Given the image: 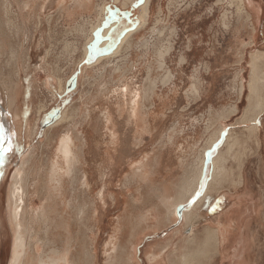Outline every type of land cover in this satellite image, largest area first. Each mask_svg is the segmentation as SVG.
Returning <instances> with one entry per match:
<instances>
[{
  "label": "rangeland",
  "instance_id": "rangeland-1",
  "mask_svg": "<svg viewBox=\"0 0 264 264\" xmlns=\"http://www.w3.org/2000/svg\"><path fill=\"white\" fill-rule=\"evenodd\" d=\"M93 1L97 9L103 8L101 20L97 19L95 13L90 17L93 8L90 6L92 2H89L88 6L92 9L80 12H87V16L82 21L77 17L75 23L68 25L61 20V15H58L53 5L56 0H53L46 10L41 32L33 33L36 26L32 20L31 26L27 27L30 30L25 29V33L31 35L30 44L33 34L35 40L31 48L27 47L30 59L21 62V81L26 90L23 129L14 137L11 157L0 180V264H9L12 246L6 206L9 186L17 169L26 162L31 163L34 174L30 178L33 186L27 194L25 218L29 221L32 216L35 217V226H38L32 231V241L36 244L39 239L40 243L45 244L41 243L44 246L34 250L42 253L53 248L51 246L58 249L60 237L53 233L45 237L42 218L36 216L44 203L46 186L49 187L45 171L52 161L61 162L55 154L56 141L66 133L72 134L77 147L81 149L82 146L84 150L80 158L81 166L76 168L79 174L76 177L82 174L87 176L91 193L89 197L80 187L77 189L75 184L69 183L66 186V198L69 201L75 198L78 205L85 206L89 211L94 205L93 216H97L96 222L87 219V215L82 220L74 218L75 222L70 219L74 224L73 236L77 234L69 243L74 257L73 264H108V258L114 253L110 246L112 230L123 206L127 204L128 196L132 204L138 193L141 197L151 193L147 184L138 185L132 179L135 166L144 158L150 156L154 158L153 161L156 159L170 164L174 157L191 153L195 159L204 144L215 139L210 151L204 154L205 177L198 186L202 189L201 185L208 177L210 161L224 143L237 141L238 145L232 147L237 148L236 153L240 152L239 158L245 159L253 152L248 150L250 140H258L262 147L258 150L259 156L264 157V88L258 96L251 94L248 89L252 56L257 57V81L264 83V37L259 34L254 38L250 36L257 22L238 16L237 7L230 0H151L149 21L140 31L130 36L127 46L114 55L121 38L140 25L138 14L146 0H142V3L141 0H133L126 7L115 0ZM253 1L262 6L263 12L264 0ZM113 7L121 11L131 10L130 19H111L105 9ZM261 24L264 26V16ZM90 26L95 27L92 32ZM89 37L90 41L87 40ZM15 45L21 50L18 42ZM90 45L94 46V58L86 63ZM83 47H87V50L82 58ZM168 47L169 54L164 57L157 55L158 50L164 51ZM2 65H6L4 61ZM12 68H3L4 75L7 76ZM168 76L170 80L166 81L165 77ZM48 77L54 79L52 92L44 85L45 81L48 83ZM152 80L156 83V94L162 98L155 102L144 98V90L151 85L149 81ZM58 81L63 84L60 93L56 87ZM28 84L34 88H29ZM258 86L262 87L260 84ZM120 87L125 89L124 98L119 95ZM257 97L262 100V112L254 122L244 121V117L252 119L257 113ZM137 102H140L139 108L144 110L143 113L150 110V115L141 142L135 145L131 113ZM120 103L124 104L123 113L118 116L116 109ZM64 113L66 117L62 120ZM107 113L114 120V126L109 127L118 138L117 152H114L115 165L111 172L100 165L105 149L112 147L109 143L111 132L105 128L108 126L105 123ZM28 120L31 127L27 133ZM60 120L62 122L57 123ZM255 124L258 127L257 139L251 133L254 130L252 125ZM230 150L229 153L235 152L234 149ZM3 173L1 171V175ZM124 176H128L126 183L123 181ZM100 190L104 192L102 198L98 195ZM202 195L195 193L191 202L179 210L178 223L171 229L153 233L147 231L141 235L134 251V264L183 263L176 262L181 249L194 251L196 248L195 244L185 242L184 238L193 237L198 242L202 238L203 224L200 219L205 215V206L201 207L200 203ZM216 202H219V197L214 193L210 203ZM256 208L261 211L264 206ZM185 213L191 215L189 224L185 222ZM72 216L75 217L74 214ZM184 224L187 228L193 224L194 233L191 237L183 233ZM166 242L172 245L171 256L168 258L170 262H148L149 249ZM257 246L260 249L254 247L252 256L248 258L253 260V254L258 253L259 260L258 257L255 261L240 260V264H264V239L259 238ZM36 251H33L34 257ZM216 253V248H212L211 244L209 259L205 256L202 261L201 254H192L191 263L183 264H232L216 261ZM124 255L127 253L119 249L113 264L122 262Z\"/></svg>",
  "mask_w": 264,
  "mask_h": 264
},
{
  "label": "bare ground",
  "instance_id": "bare-ground-1",
  "mask_svg": "<svg viewBox=\"0 0 264 264\" xmlns=\"http://www.w3.org/2000/svg\"><path fill=\"white\" fill-rule=\"evenodd\" d=\"M52 1L53 0H0V19H1L0 20V54L2 52L9 51L10 67L11 68L13 67L12 68L13 70L11 71L12 77L10 76L12 78L11 80L4 79L6 77L3 78L0 74V125H3L7 134H11L14 132L15 135L18 136L23 129L22 120H23V112H24L23 107L26 105V102L24 100V97L26 96V90L24 89L25 86L22 84L21 81L22 80L21 74H23L21 72L22 71L21 69L23 67L21 62L25 63L27 62L26 60L30 59L29 49L27 47L29 46V48H31V45L33 46V41L35 40L34 34L38 31L41 32L40 29L43 27V21L45 19L46 10L48 6H50ZM132 1L133 0H115L116 3H120L122 4L121 6L124 7L128 6V4H130ZM230 1H232L234 5H236L237 15L240 17L244 16L247 21H249L251 17L252 18L254 16L256 17L259 13V7L255 5V2L253 0H230ZM89 2H91V0H56L55 4L53 5L56 6V9L58 10V15H61L62 17L61 20L64 23L71 25L72 23H75L81 11H87L88 9L91 8L90 6L92 5L88 6ZM151 13H152L151 0H146L144 4L141 6L138 14L140 25H138L133 32L132 31L127 32L121 38L119 44L117 45V47L113 52L114 55L118 54L123 49V47L129 44L128 43L129 38L134 32L136 33V31L137 32L140 31L146 25V23L150 19ZM102 14H103V8L100 7L97 9L96 7V16H98L97 18L98 20L102 19ZM13 17L16 20L15 22ZM31 20L33 23H35L34 26H36V29L33 32L34 34H33L32 42L30 44L29 36L31 35H28V33L26 34L25 29H29L27 27L31 22ZM76 27H78V25ZM94 28L95 27L93 26L90 32H92ZM254 34H255V29L253 28L250 34L251 38L255 37ZM40 38H42V35ZM87 40L90 41V37ZM15 42L16 44L17 42L18 44H20L21 50L17 49V45H15ZM86 48L83 47L82 49V58L86 54V50H87ZM169 48L170 47L166 48L164 51L158 50L157 55H161L164 57V55L168 53ZM22 49L24 50L22 51ZM262 58L264 60L263 56ZM99 62L100 61L96 63ZM256 62H257V57L252 56L249 65L251 68V72H250V81L248 82V89L250 90L251 94H255L258 96L260 95L261 92H263L264 83L261 81H257V68L255 67ZM24 71H26V69ZM115 72L118 71L115 70ZM169 76L165 77V80L166 79L168 80L170 78ZM153 80L149 81L151 85L145 88L144 98L151 100L152 102H155L156 99L161 100L162 98L161 96H158L156 94V83L153 82ZM165 80L163 81V84H165V82L167 81ZM53 82L54 79L53 77H51L49 78L48 83H46V81L44 83L45 88L46 89L50 88L51 92L54 90ZM259 84L262 85V87H259L258 86ZM28 86L29 88H34V86L30 84H28ZM56 87L59 93L62 92L63 84L61 83V81H58ZM122 87H120L119 89L120 90L119 95L122 98H124L125 89H122ZM53 96L55 97L54 93ZM252 98L253 97H250V99ZM256 101L257 102L255 103V110L257 113L254 115L252 119H247L246 117H244L243 119L244 121L254 122L256 120V117H258V115L262 112V107H263L261 103L262 100L260 101V98L257 97ZM123 106L124 104L122 103L118 105L116 109L118 116L122 115ZM139 106H140V102H137L135 107H133L131 113V117L133 118V123L135 127L133 141L137 143L141 142V136L145 132V128L147 126L146 125L147 119L150 115L149 112L150 110L144 114L143 113L144 110L139 108ZM232 112H235V109H232ZM65 117H66V113H64L62 120H64ZM62 120L58 121L57 123L62 122ZM105 123L106 126L108 125L105 128H107L111 132V136L109 139L110 142L109 141L108 142L110 143V145L112 144V146L114 147L112 148L107 147L105 149V152L103 153L104 156L102 157V164L100 165L105 166L107 170H109V168L111 170V168L113 169L114 167L113 164L115 162V157L112 156V153L110 155L109 151L113 150L114 152H117V148L115 145L117 144L118 138L114 134V130L111 131V127L114 126V120L112 119L111 115H109V113H107L105 116ZM109 125L111 127H109ZM252 126L254 130H251V133L257 134L258 127L256 126V124ZM26 127L28 133V131L30 130L29 128L31 127L29 120L27 121ZM83 140L85 141V138H83ZM214 140L211 143H213ZM56 144L57 145L55 148L56 149L55 154L57 158L61 160V162L59 163L52 161L53 164L51 163L50 165H48L47 170L45 171L47 175V183L49 187L46 186L47 194L44 197V203L39 208V213L37 212L36 217L42 218V223H41L42 232L45 234V237L49 233L58 235L61 239L60 245L58 249L56 246L55 247L51 246L53 248H50L46 251H42V253L40 252L37 253V251L34 250L43 247L45 244L41 242L44 245H40L41 243L39 239L36 240V244L32 241L33 239L32 237L34 236V233H32V231L36 228V226H38L37 224L35 226V220H36L35 217L32 216L31 219H29V221H27L25 218V212L27 206V194L29 193L30 188L33 186L30 183V178L33 177L34 174V170H31L32 169L31 163L28 164L26 162L25 165L20 169H17V171L13 175L11 179V184L9 186V193H8L9 196L7 198L8 199V203L6 205L8 207L7 216L9 220L10 229L12 231V246L10 251L9 264H73L72 261H74V257H73V253L71 252V248H69L70 247L69 243L72 242L74 236H76L77 234L73 236L74 224L71 223L70 219L72 220V222H75L73 220L74 218L82 220V218L85 215H87V219H90L94 222L97 221V216L95 215L93 216L94 205L90 207V211H89L85 206L83 207L81 205H78L75 198L72 201H69L66 198L67 196L66 186L69 185V183L75 184L77 189L78 187H80L79 189H81L83 193H86L87 196L89 197L91 196L89 189L90 184L87 176L82 174L80 177L79 176L76 177V175H79L76 173L77 170L76 168L78 166L79 167L81 166L80 158H81V154H84L83 153L84 150L82 149V146H81L82 150L79 149L74 142V138L72 134H68V133L59 137V139L56 141ZM84 145H86V141ZM10 157H11V153H9L7 162L4 164V166L0 167V180L4 175L3 169L7 166ZM54 159H56V157H54ZM216 163L217 160L213 162V166H215L214 168H216ZM141 164H137L135 166L132 179H135L136 181H138L139 179L142 182L145 180L146 176H150V175L149 174L146 175V169H145L146 165L143 164L141 165ZM1 171L3 173L2 175H1ZM99 172L100 171H98V173ZM103 175L105 176L106 174L103 173ZM77 193H79V191ZM98 193H100L98 195L100 196V198H102L104 192L100 190ZM207 194L208 193H206L205 196L202 197V199H204ZM72 214H74L75 217H73ZM120 217L121 214L118 217L117 222L112 230V236H111L112 238L110 240V246L114 251V253L108 258V264L114 263L115 261L114 257L116 256V252L119 249L122 251V246L124 245L123 241L125 240L124 237L127 234L126 233L127 230L122 227V223L120 222L121 220ZM214 236L220 238V234H218V232L216 234L215 231H214ZM33 246L35 248H33ZM33 251L34 252L36 251L37 253L35 257L33 255ZM117 264H134L133 253L131 252V254L129 253L126 256L124 255L122 258V262L119 261Z\"/></svg>",
  "mask_w": 264,
  "mask_h": 264
},
{
  "label": "crops",
  "instance_id": "crops-1",
  "mask_svg": "<svg viewBox=\"0 0 264 264\" xmlns=\"http://www.w3.org/2000/svg\"><path fill=\"white\" fill-rule=\"evenodd\" d=\"M261 2L263 3V1ZM91 5L93 11L90 17L94 13L96 15L94 1ZM255 5L259 7V13L256 17L254 16L250 19L251 22H257L254 36L256 37L259 34V36L264 37V26L261 24L264 11L262 12L261 5L256 3ZM86 16V13L81 14L78 19L82 21ZM29 26H31V23H29ZM2 53L0 54V74L3 78L6 77L4 79L11 80L12 70L7 76L3 73V68H11L10 53L9 51ZM3 61L9 67L2 65ZM255 135L256 137L253 138L257 139L258 132ZM250 141V149L248 148V150L253 152L245 159L239 158L240 152L237 151L236 153L237 148L232 147L238 145L237 141L224 143L223 147L219 149L218 153L210 161L207 169L208 177L203 183L202 189H199L198 186L205 177L204 154L206 151H210V147L213 144L211 142L204 144L198 156L196 157L195 155V159L194 155L190 153L187 156L183 154L179 157H174L171 159L172 162L170 164L159 160L156 161V159L153 161L154 158H149L150 156L139 162V164L146 165V175L149 174L150 176H146L142 182L139 179L138 181L133 179V182L138 185L141 183L147 184L149 187L148 191L151 193H145L142 197L138 193V197L136 199L133 198L132 204L128 196L127 204L125 203L123 206L122 212L125 211L121 213L120 217L122 227L128 231H126L127 234L124 237L122 251L127 254L132 252L134 258L135 247L142 234L147 231H152L153 233L171 229L178 223V209L186 207L195 193H203L202 197L208 193L204 199L202 197L200 199L201 207L205 206V212H203L205 215L200 219L203 224L201 228L202 238L199 242L194 241L193 237H191L194 233L193 224H190L191 226L188 228L184 224L183 230L185 231L183 233L191 237L184 238V241H190L196 245V248L194 251H186L182 248L176 262L191 263L192 254H201L203 257L202 261H204L205 256L209 254L211 244L212 248L217 250L216 255L218 257L216 261L220 263L231 262L232 264H240L241 261H255L257 257L259 260L258 253L253 254L255 256L253 260L248 257L252 256L254 247H257V250L260 249L257 246L259 238L260 240L264 239V209L258 211L256 208L259 205L264 206V157L259 156L260 152L258 150L262 148L259 141ZM139 143L133 141L135 145ZM230 149H234L235 152L229 153ZM111 151L112 156H114V151ZM109 154L111 155V153ZM215 160H217L216 168L213 166V161ZM151 161H153V164ZM113 165H115V162ZM111 170L109 168L107 171L111 172ZM127 180L128 176H124L123 181L126 183ZM214 193L219 197V202L211 204L210 197ZM222 200H224L223 204ZM133 213L136 215H133ZM184 218L185 222L189 224L191 220L190 213H185ZM214 231L216 234L217 232L220 234V238L214 236ZM176 235L177 233L174 236ZM171 247L172 245L169 242L154 245L149 249L147 261L152 263L157 261L170 262L168 258L171 256Z\"/></svg>",
  "mask_w": 264,
  "mask_h": 264
},
{
  "label": "snow or ice",
  "instance_id": "snow-or-ice-1",
  "mask_svg": "<svg viewBox=\"0 0 264 264\" xmlns=\"http://www.w3.org/2000/svg\"><path fill=\"white\" fill-rule=\"evenodd\" d=\"M142 3V0H141ZM94 46L90 45L89 46V58L86 59V63L91 62V59H93L92 55V48ZM71 83V82H70ZM15 133L7 134L3 125H0V167H3L4 164L7 162L9 153L12 152L13 150V141H14ZM203 187V185H201ZM199 195V193H197ZM194 202V201H193ZM179 211V209H178Z\"/></svg>",
  "mask_w": 264,
  "mask_h": 264
},
{
  "label": "water",
  "instance_id": "water-1",
  "mask_svg": "<svg viewBox=\"0 0 264 264\" xmlns=\"http://www.w3.org/2000/svg\"><path fill=\"white\" fill-rule=\"evenodd\" d=\"M105 10L107 12V15L111 19L122 18L125 20H129L131 17V10L130 11H121V10L117 9L116 7H113L112 9L106 8Z\"/></svg>",
  "mask_w": 264,
  "mask_h": 264
}]
</instances>
